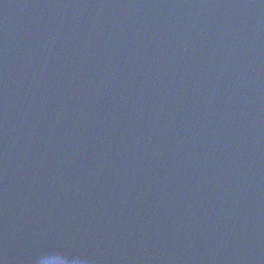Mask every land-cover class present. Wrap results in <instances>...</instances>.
Returning <instances> with one entry per match:
<instances>
[{
  "label": "water",
  "instance_id": "95a60500",
  "mask_svg": "<svg viewBox=\"0 0 264 264\" xmlns=\"http://www.w3.org/2000/svg\"><path fill=\"white\" fill-rule=\"evenodd\" d=\"M0 264H264V0H0Z\"/></svg>",
  "mask_w": 264,
  "mask_h": 264
}]
</instances>
